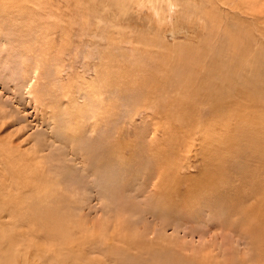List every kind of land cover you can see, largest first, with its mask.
Returning <instances> with one entry per match:
<instances>
[{"label": "rangeland", "instance_id": "obj_1", "mask_svg": "<svg viewBox=\"0 0 264 264\" xmlns=\"http://www.w3.org/2000/svg\"><path fill=\"white\" fill-rule=\"evenodd\" d=\"M7 262L264 264V0H0Z\"/></svg>", "mask_w": 264, "mask_h": 264}, {"label": "bare ground", "instance_id": "obj_2", "mask_svg": "<svg viewBox=\"0 0 264 264\" xmlns=\"http://www.w3.org/2000/svg\"><path fill=\"white\" fill-rule=\"evenodd\" d=\"M252 5H253V4H252ZM249 7H250V6H249ZM247 8H248V7H247ZM252 8H253V7L249 8V9H251V10H252ZM225 77H227V76H225ZM8 259H10V257H9ZM7 264H9V262H7Z\"/></svg>", "mask_w": 264, "mask_h": 264}]
</instances>
